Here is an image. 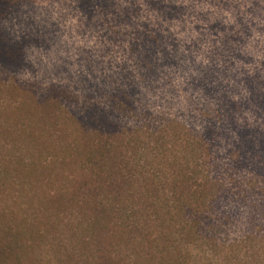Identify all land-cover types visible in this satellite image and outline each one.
<instances>
[{"label":"rangeland","instance_id":"374dc122","mask_svg":"<svg viewBox=\"0 0 264 264\" xmlns=\"http://www.w3.org/2000/svg\"><path fill=\"white\" fill-rule=\"evenodd\" d=\"M0 46V264H264V0H0Z\"/></svg>","mask_w":264,"mask_h":264},{"label":"trees","instance_id":"16d2710c","mask_svg":"<svg viewBox=\"0 0 264 264\" xmlns=\"http://www.w3.org/2000/svg\"><path fill=\"white\" fill-rule=\"evenodd\" d=\"M86 2V4H91V2L93 0H84ZM258 15H260L261 13L258 12L257 13ZM154 41H150L149 40H146V42H143V47H142V56H146V57H152L151 53H155L159 50V48H155V47H151L150 44H154L156 45L157 44V37H154L153 39ZM150 43V44H149ZM13 53H6L5 49L4 48H1L0 46V56L1 57H6V58H3V59H8L11 61V59H13L12 57ZM166 60L168 61H172L173 63H176L178 62L176 58H169L167 55H164L162 56V62H165ZM6 61V60H4ZM181 63L183 64L185 70H188L187 66H190V63L187 61V62H183L181 61ZM163 64V63H162ZM147 69L148 68H152L151 66H147L146 67ZM207 72V71H206ZM204 76H203V79L202 80H216L219 75L214 73V72H210L208 71L207 73L204 72ZM198 77L195 76V75H191L190 76V80H196ZM206 82V81H205ZM251 84L249 83V86ZM252 89V88H251ZM213 91V90H211ZM254 91V89H253ZM264 101V98L261 97ZM223 103H220V107L223 108L224 105L226 104L225 101H222ZM229 106V105H228ZM226 108V106L224 107ZM227 113L229 114L230 113V110L227 111ZM230 116V114H229ZM246 132H249V131H246ZM245 132V133H246ZM78 139L79 137H77L76 139V145H74V149H69V153L67 156H69L70 158L72 157V152L75 150L77 151V149L79 150L82 149V154L86 157L85 160H86V164L82 165V162H79L83 168L86 169V166L89 168L90 166H95L96 165H100V163H103V158H105V156L107 155V149H108V143L106 141H103L101 137H97V138H93L92 140H90L91 142H89L87 139L81 141L80 143L78 142ZM246 143H244L245 147L246 148H249L250 151H245L243 152L242 156H243V159H246L247 158V155L249 152H251L252 155H254V158L257 159V157L264 161V136L263 138L260 140V143L258 144V147H252L251 145L247 144V143H251L250 141H245ZM81 143H83V145H81ZM250 146V147H249ZM87 147H90L92 148L93 150L90 151L89 153L86 152V149ZM66 152H68L66 150ZM246 157V158H245ZM249 159V158H248ZM261 166V165H260ZM256 166L253 167L254 170L258 173L259 170L263 169L264 170V166ZM94 169V168H93ZM261 172V171H259ZM218 196V195H217ZM217 196H215V198L213 200H211L210 202H204L203 205H197L195 206V208L193 207H190L189 211L186 213H183V212H179L177 214V217L181 216L182 215V218L183 219V223L186 228H187V235L188 236H197L198 233H201V231L204 230V226H203V222L200 221V218L199 216L203 214L202 211H204L202 209V207L206 206L205 209H208V212L204 211L207 215H208V219L207 221L210 222V217H209V213L211 212V207L213 208H216L217 206ZM190 213L192 214V216L190 215ZM185 216V217H183ZM192 217V218H191ZM203 226V227H202Z\"/></svg>","mask_w":264,"mask_h":264}]
</instances>
